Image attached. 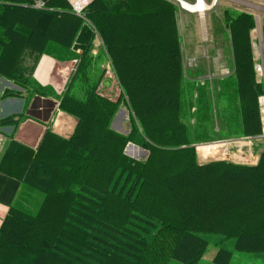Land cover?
<instances>
[{
	"label": "trees",
	"instance_id": "trees-1",
	"mask_svg": "<svg viewBox=\"0 0 264 264\" xmlns=\"http://www.w3.org/2000/svg\"><path fill=\"white\" fill-rule=\"evenodd\" d=\"M34 1L0 0V76L29 88L41 54L72 55L79 63L59 107L78 121L69 138L46 130L35 148L8 141L0 173L43 198L35 213L9 208L0 225V264H196L210 241L219 246L212 261L227 264V239L235 250L264 253V149L254 165L198 163L179 119L178 5L90 0L80 16L67 0H41V8ZM224 14L237 126L241 136L260 135L264 85L250 45L254 19L234 9ZM96 37L122 90L118 101L94 87L87 93L96 78L90 59ZM225 79L216 80L222 90ZM212 94L215 104L219 94ZM15 95L5 89L1 97ZM121 95L129 110L127 134L110 128ZM16 123L15 116L0 119V127ZM128 142L149 150L147 158L124 154Z\"/></svg>",
	"mask_w": 264,
	"mask_h": 264
},
{
	"label": "rangeland",
	"instance_id": "rangeland-1",
	"mask_svg": "<svg viewBox=\"0 0 264 264\" xmlns=\"http://www.w3.org/2000/svg\"><path fill=\"white\" fill-rule=\"evenodd\" d=\"M170 1L171 3H176L178 5L176 13V24L182 55L183 90L181 96L180 111L178 114L179 119L184 124L186 131L188 132V140L195 148L196 159L198 163H206L218 160L230 161V159L226 158L225 155H221L219 151L220 149L218 147L220 142H226L224 140L218 142L217 140L218 138H223L230 134L240 133L235 129L216 128L217 122L215 120V116L217 117L219 115V112L215 111V107L216 105H219V100H221V104L225 107L226 112H221L220 117L228 118L233 128V125H236V120H238L239 118V111L236 107L234 79L232 76H225L227 74L229 75L233 70V63L229 29L227 27L224 13L226 9H234L236 11L238 10L234 8V5L227 2L226 0H218L209 9V11L203 18H199L193 13L182 10L175 0ZM185 1L192 2L193 0ZM82 12L83 10L80 12V16H82ZM260 15L262 16L263 21L264 15ZM77 53H80V51L77 50ZM66 55L67 60H72V55H69L68 53ZM104 55L109 61L105 52ZM29 59L30 58H27V62ZM74 59L77 60V64L75 65H78L79 60L76 58ZM90 59L91 63L94 62L95 64V68L93 67V70L96 73V78L91 81L93 82V85H88L87 93H90L89 91H91L92 87H94L93 90H96L99 95L104 96L105 98H108L112 101H118V96L122 92L118 81L115 77L110 78L104 73V71L101 72L102 70H99L100 62L103 60L100 58V56L95 57L92 55ZM90 59L87 61L88 63H90ZM75 65L73 66V68L75 67ZM98 70L100 72H98ZM226 70L228 72H226ZM98 73H100L99 78ZM221 77L227 78V82L225 81L224 85H226V83L228 84L229 92L224 95H218L216 98V103L214 104V102L212 101L213 94L210 88V83L213 79H219ZM68 78L66 79L65 83L59 86V88H61V93L59 92L58 94L59 97L61 96L63 91H65V85L68 82ZM204 81H207V83L203 84ZM261 82L263 83L262 80ZM204 85H206V87ZM206 89L211 92L209 95H207ZM262 98H264V95L259 96L258 101L261 122L264 127V102L261 101ZM124 99L125 97L121 95V101L119 103L120 108L118 112H116V114H119V116L117 117V119L113 117L110 123V128H112L116 132L127 134L130 130V123L128 119L129 110L124 102ZM199 113H203L204 117L201 116V118H198L197 114ZM239 141L243 143V145L239 148L237 146L239 144L235 142L231 143L232 146L229 147L231 154H233V152L237 150L242 151V153H249L250 145H252L254 142L256 143V141L252 140L251 138H247L246 136L241 138ZM126 145L127 143L123 148V153L127 156L135 160H144L147 158L149 150L141 148L138 145L128 144L127 147ZM205 145H212L215 147L212 149L215 150L211 151L212 149H210L209 151H211V153H206L204 151H207L208 148L203 149ZM259 149V151L261 152L264 147L263 149L261 147ZM124 150H126V153L124 152ZM236 160L237 159L235 158L233 163H236ZM27 188L32 192V194L31 196L27 197L23 194V198H26L28 202L25 206L18 205V208H22L29 213H35L42 201L43 193L29 187ZM213 238L214 235L209 236L210 240H213ZM222 246L232 251L231 259L227 264H264V253H247L235 250L233 248L231 239L225 240ZM218 249L219 246H216L213 241H210V244L207 246L201 258L197 261L196 264H216L212 260ZM163 254H166L165 251ZM164 261L161 264H163ZM164 264L173 263H170V261L166 260Z\"/></svg>",
	"mask_w": 264,
	"mask_h": 264
},
{
	"label": "crops",
	"instance_id": "crops-1",
	"mask_svg": "<svg viewBox=\"0 0 264 264\" xmlns=\"http://www.w3.org/2000/svg\"><path fill=\"white\" fill-rule=\"evenodd\" d=\"M91 55L95 57L100 56V58L103 59L100 62V71H104L110 78L115 77L110 61L105 57L103 45L98 37L93 39ZM57 57L58 56L51 51H46V53L39 56L36 63H33L29 88L21 87L13 81L0 76V119L7 116H15V119H17L15 125L0 127V157L10 139H14L28 147L35 148L46 130H50L52 133L62 138H69L73 134L78 120L75 116L60 109L58 94L61 90L59 86L65 83L70 75V69L75 65L73 63L74 58H72V60H60ZM92 63L93 66H95L94 62ZM44 69H46V71ZM225 76H228V74ZM222 78L225 77L219 79ZM256 78L258 81H261L258 74H256ZM217 79L218 78L213 79L210 83L212 93L214 92L215 95H224L228 93V87L222 90L216 81ZM226 80L227 79L223 80V82ZM206 83L207 81L204 82V84ZM5 89L16 91L17 95L1 97ZM221 103L222 101L219 100V105L215 107V111L219 112V115L217 117L215 116L217 122L216 128L235 129L240 133V129H238L237 126L238 120H236V125H233L232 128L228 118L220 117L221 112H226L225 107ZM118 116L119 114L115 113L114 118L117 119ZM261 125L262 134L246 136L256 141V143L254 142L250 145L249 153H242V151L237 150L231 154L229 150V147L232 146V142L239 144H236L238 148L241 147L243 143L239 140L245 136L230 134L226 137L218 138V142L223 140L226 142H220L218 146L221 155H225L231 162L236 158L237 160L235 162L238 164H255L259 158V148L261 147L263 149L264 147V127L262 122ZM212 147L215 148L214 146ZM23 194L27 197L31 196L32 192L21 182L0 173V225L11 206L18 207V205H26L28 200L23 198Z\"/></svg>",
	"mask_w": 264,
	"mask_h": 264
},
{
	"label": "built area",
	"instance_id": "built-area-1",
	"mask_svg": "<svg viewBox=\"0 0 264 264\" xmlns=\"http://www.w3.org/2000/svg\"><path fill=\"white\" fill-rule=\"evenodd\" d=\"M72 8V11L76 15H80V12L83 8L88 4L90 0H67ZM182 0H180L181 2ZM185 1V0H183ZM216 0L212 3V0H193L192 2H187L190 4L193 9L187 10L185 7L182 6L180 3L179 6L182 10L188 11L197 15L199 18H203L205 14L209 11V9L217 2ZM227 2L234 5V8L238 11L245 12L251 14L254 19V27L250 32V45L253 54L254 60V69L256 74H258L261 80L264 83V32L262 29V15H264V0H226ZM34 7L41 8L43 7V1L35 0L33 3ZM264 17V16H263ZM262 21V22H259ZM260 27V28H259ZM77 60H73V63L76 64ZM74 68L72 67L69 71H73ZM226 72H228L226 70ZM264 102V98L262 100Z\"/></svg>",
	"mask_w": 264,
	"mask_h": 264
},
{
	"label": "bare ground",
	"instance_id": "bare-ground-1",
	"mask_svg": "<svg viewBox=\"0 0 264 264\" xmlns=\"http://www.w3.org/2000/svg\"><path fill=\"white\" fill-rule=\"evenodd\" d=\"M212 1H213L212 3H214L216 0H212ZM180 3H181L182 6L185 7L187 10H192V9H193V7H192L190 4H188L187 2H185V1H183V0H182ZM48 65H49V63H48ZM57 66H59V65H57ZM65 66H66V65H65ZM65 66H64V67H65ZM40 67H41V66H40ZM54 67H55V66H54ZM42 69H43V67H42ZM44 70L46 71V69H44ZM54 70H55V69H54ZM38 71H39V70H38ZM41 72H42V71H41ZM47 72H48V71H47ZM39 73H40V72H39ZM42 73H43V72H42ZM56 74H57V73H56ZM47 75H48V74H47ZM59 80H60V79H59ZM205 146H206V145H205ZM205 146H204V147H205ZM204 147H203V149H205ZM210 149H211V148L209 147V148L207 149V151H204V152H206V153L209 152V153H210L211 151H214V150H215V149H212L211 151H209ZM209 153H208V154H209Z\"/></svg>",
	"mask_w": 264,
	"mask_h": 264
},
{
	"label": "water",
	"instance_id": "water-1",
	"mask_svg": "<svg viewBox=\"0 0 264 264\" xmlns=\"http://www.w3.org/2000/svg\"><path fill=\"white\" fill-rule=\"evenodd\" d=\"M178 4H180V0H175ZM128 144H131V145H135V144H133V143H131V142H129V143H127V145ZM127 145H126V147H127ZM126 147H125V149H126ZM124 152L126 153V150H124Z\"/></svg>",
	"mask_w": 264,
	"mask_h": 264
}]
</instances>
